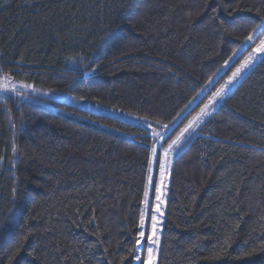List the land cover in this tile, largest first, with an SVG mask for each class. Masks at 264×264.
Wrapping results in <instances>:
<instances>
[{"label":"trees","instance_id":"16d2710c","mask_svg":"<svg viewBox=\"0 0 264 264\" xmlns=\"http://www.w3.org/2000/svg\"><path fill=\"white\" fill-rule=\"evenodd\" d=\"M263 21L264 0H8L0 75L161 128ZM64 107L104 128L0 94V264H136L151 130ZM158 264H264V57L175 159Z\"/></svg>","mask_w":264,"mask_h":264},{"label":"rangeland","instance_id":"374dc122","mask_svg":"<svg viewBox=\"0 0 264 264\" xmlns=\"http://www.w3.org/2000/svg\"><path fill=\"white\" fill-rule=\"evenodd\" d=\"M6 1L8 0H0V3ZM260 34H264V21L251 36L252 39H248L244 43L178 118L172 124L161 126V128H156L146 121L122 115L115 110L92 105L84 100L63 93L50 91L30 83L21 82L4 75H0V94L22 97L34 105L57 111L73 120L97 125L101 128L104 127L93 120V118L69 113L64 106L76 108L92 115L117 118L122 121L148 127L151 130V135L154 137L155 143L152 147V158L141 218L140 233L143 232V236L139 233V253L136 258V264H158L174 161L185 150L188 144L199 137L200 127L211 118L226 96L233 91L237 84H239V82L246 77L264 57V51L260 50L262 42H264V35L249 51L254 40ZM246 51L249 52L242 58ZM214 86L216 87L213 88ZM209 92H211V94L206 98L205 103L193 112ZM174 141L175 143H173ZM158 196L159 199H157ZM153 198H155L153 216H155L156 219H152L150 222L148 209ZM153 225H155V227H153ZM148 228H150L149 238L146 252H144ZM149 249H151V252Z\"/></svg>","mask_w":264,"mask_h":264},{"label":"snow or ice","instance_id":"6c2138e0","mask_svg":"<svg viewBox=\"0 0 264 264\" xmlns=\"http://www.w3.org/2000/svg\"><path fill=\"white\" fill-rule=\"evenodd\" d=\"M251 39H252V37H249V40H251ZM260 50H261V51H264V42H262V46H261V49H260ZM178 139H179V138H178ZM173 143H175V141H174ZM157 199H159V196L157 197ZM152 219L155 220L156 217L153 216ZM153 227H155V225H153ZM140 235L143 236V232H141ZM149 251L151 252V249H149Z\"/></svg>","mask_w":264,"mask_h":264}]
</instances>
